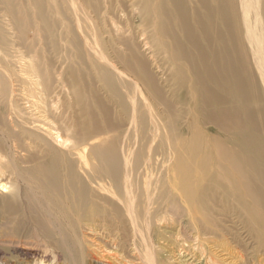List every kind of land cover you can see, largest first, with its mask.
I'll return each mask as SVG.
<instances>
[{
  "label": "bare ground",
  "instance_id": "obj_1",
  "mask_svg": "<svg viewBox=\"0 0 264 264\" xmlns=\"http://www.w3.org/2000/svg\"><path fill=\"white\" fill-rule=\"evenodd\" d=\"M1 14L32 89L0 25V264H161L163 228L172 264H264V0Z\"/></svg>",
  "mask_w": 264,
  "mask_h": 264
},
{
  "label": "rangeland",
  "instance_id": "obj_2",
  "mask_svg": "<svg viewBox=\"0 0 264 264\" xmlns=\"http://www.w3.org/2000/svg\"><path fill=\"white\" fill-rule=\"evenodd\" d=\"M6 15L5 14H1V16H0V21H2V22H0V25L1 26H3V28L7 31V32H9V33H11V35L9 36V40L11 41V44H13V46H12V48H11V53H12V55L13 56H15L16 58H14V59H16V61H17V63L16 62H14V63H16V65L15 66H13L12 67V69H13V80L14 81H18L17 83H16V89L18 90L17 91V93H20L19 91H22V93L23 92H25V95L32 89V87H31V85H30V83H31V81H30V76H31V74L28 72V70H29V66L31 65V60L29 59V58H25V56H24V51L23 50H21V48H19V46L17 47V44L19 43V41L17 40V39H15L13 36L14 35H12L13 34V32H12V30H11V28L9 27V23H8V18H7V20H6ZM73 23H76L74 20H73ZM74 25H76V24H74ZM85 26H87V28L89 27V29L87 30V29H85V27L83 28V30H78L79 31V34L82 36V38H88L89 39V42H91L92 44H95V30H94V32H93V28H94V25H92V24H87L86 23V25ZM91 26V27H90ZM93 26V27H92ZM59 31H62V30H59ZM93 32V33H92ZM90 34V35H89ZM92 35V36H91ZM93 37V38H92ZM106 42V41H105ZM15 45V46H14ZM90 52V51H89ZM106 52L107 53H109V51H108V49L106 50ZM20 53V54H19ZM158 58L159 59H161L162 61H163V56H158ZM158 59V60H159ZM154 60V59H153ZM15 61V60H14ZM164 62V61H163ZM22 64H23V69H22ZM24 64H25V66H24ZM25 69V70H24ZM26 71V72H25ZM26 73V74H25ZM30 74V75H29ZM19 80H20V82H19ZM23 81V82H22ZM23 86V87H22ZM89 86V87H88ZM91 84L90 83H86L85 84V89L83 90V91H85V93H88V92H90V88H91ZM24 90V91H23ZM97 108V107H96ZM111 109L113 110V113L114 112H116L115 111V107L114 106H112L111 105ZM159 109H161V108H159ZM97 113L100 115L101 114V111L97 108ZM114 115V114H113ZM115 118H116V115L114 116ZM161 232L162 233H164L166 236H167V239H168V237H171L172 235H173V232H172V230L170 229V228H163V229H161ZM87 238L89 239V240H93V236L92 235H87ZM167 239H165V240H162V241H160L159 242V244H157V249H159V251H162L163 252V261H162V263L161 264H172V261H171V258H172V255H170V253H169V250L166 248V246L165 245H167L168 243H171L170 241L171 240H167ZM165 243V244H164ZM115 253H113V252H109V254H108V257L109 258H111V259H109V260H105V262L103 263V264H111V263H115L114 262V260H116V258H115ZM226 259V258H225ZM117 262H120V261H117ZM119 264V263H118ZM128 264V263H127ZM135 264V263H134ZM173 264H176V263H173ZM225 264H234L233 262H231L230 260H227L226 262H225Z\"/></svg>",
  "mask_w": 264,
  "mask_h": 264
}]
</instances>
